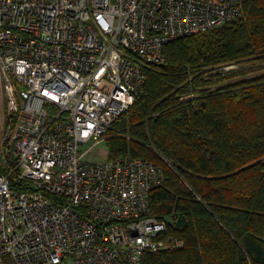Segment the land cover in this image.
I'll return each mask as SVG.
<instances>
[{"label": "built area", "instance_id": "built-area-1", "mask_svg": "<svg viewBox=\"0 0 264 264\" xmlns=\"http://www.w3.org/2000/svg\"><path fill=\"white\" fill-rule=\"evenodd\" d=\"M241 5L0 0V264H140L183 245L150 213L159 167L90 163L81 148L134 102L167 42L234 21Z\"/></svg>", "mask_w": 264, "mask_h": 264}, {"label": "trees", "instance_id": "trees-1", "mask_svg": "<svg viewBox=\"0 0 264 264\" xmlns=\"http://www.w3.org/2000/svg\"><path fill=\"white\" fill-rule=\"evenodd\" d=\"M241 3L234 21L167 42L101 136L108 160L163 173L150 213L183 245L140 264H264V0Z\"/></svg>", "mask_w": 264, "mask_h": 264}, {"label": "rangeland", "instance_id": "rangeland-1", "mask_svg": "<svg viewBox=\"0 0 264 264\" xmlns=\"http://www.w3.org/2000/svg\"><path fill=\"white\" fill-rule=\"evenodd\" d=\"M242 66L243 65L233 63L228 65L224 69L237 68V67L241 68ZM81 149L82 151H85L84 159L90 163H99L107 159L106 158L107 150L102 140L98 141L95 144L93 143L86 144Z\"/></svg>", "mask_w": 264, "mask_h": 264}]
</instances>
